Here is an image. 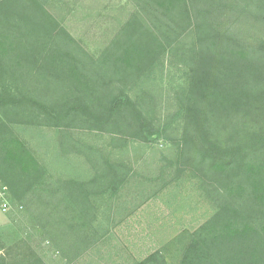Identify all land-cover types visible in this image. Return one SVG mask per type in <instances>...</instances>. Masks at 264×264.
<instances>
[{"label": "trees", "instance_id": "1", "mask_svg": "<svg viewBox=\"0 0 264 264\" xmlns=\"http://www.w3.org/2000/svg\"><path fill=\"white\" fill-rule=\"evenodd\" d=\"M131 1L93 55L60 20L68 0H0V184L12 219L68 237L58 250H87L98 212L135 176L125 150L165 141L174 159L160 175L191 181L213 214L134 264H264V0ZM70 157H83L87 178L64 177ZM32 237L0 238V264H48Z\"/></svg>", "mask_w": 264, "mask_h": 264}, {"label": "rangeland", "instance_id": "2", "mask_svg": "<svg viewBox=\"0 0 264 264\" xmlns=\"http://www.w3.org/2000/svg\"><path fill=\"white\" fill-rule=\"evenodd\" d=\"M69 10L60 15L68 31L93 55H99L135 8L131 0H68ZM249 22L243 26L248 27ZM163 94L162 115L168 108ZM51 135V141L55 138ZM83 141L107 153L114 150L107 135H78ZM109 149V150H107ZM135 176L117 201L97 214L90 238L93 243L81 253L58 250L60 245L25 221L13 220L18 213L0 209V238L8 244L29 236L48 264H134L160 250L182 231H194L212 214L213 207L191 181L173 182L172 171L161 176L162 168L174 159L169 143L130 145L125 150ZM65 178H87L89 167L83 157H70L62 167ZM167 183V184H166ZM166 184V185H165ZM63 248L69 246L64 238Z\"/></svg>", "mask_w": 264, "mask_h": 264}, {"label": "built area", "instance_id": "3", "mask_svg": "<svg viewBox=\"0 0 264 264\" xmlns=\"http://www.w3.org/2000/svg\"><path fill=\"white\" fill-rule=\"evenodd\" d=\"M6 194V188L2 187V185L0 184V209L3 212H7L10 209V205L6 200Z\"/></svg>", "mask_w": 264, "mask_h": 264}]
</instances>
